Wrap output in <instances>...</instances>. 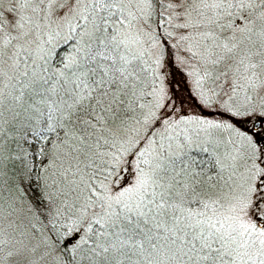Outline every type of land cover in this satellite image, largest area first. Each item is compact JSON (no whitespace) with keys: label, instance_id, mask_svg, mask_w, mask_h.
Wrapping results in <instances>:
<instances>
[{"label":"snow or ice","instance_id":"1","mask_svg":"<svg viewBox=\"0 0 264 264\" xmlns=\"http://www.w3.org/2000/svg\"><path fill=\"white\" fill-rule=\"evenodd\" d=\"M0 264H264V0H0Z\"/></svg>","mask_w":264,"mask_h":264},{"label":"rangeland","instance_id":"2","mask_svg":"<svg viewBox=\"0 0 264 264\" xmlns=\"http://www.w3.org/2000/svg\"><path fill=\"white\" fill-rule=\"evenodd\" d=\"M179 73L178 75L173 74L171 66H166L164 69H162L163 72L166 73V75L163 77L165 87L168 88L170 92H174L175 96L178 99H186L187 98V88L189 87L188 84L185 82L184 76H182L183 68L178 63Z\"/></svg>","mask_w":264,"mask_h":264},{"label":"trees","instance_id":"3","mask_svg":"<svg viewBox=\"0 0 264 264\" xmlns=\"http://www.w3.org/2000/svg\"><path fill=\"white\" fill-rule=\"evenodd\" d=\"M172 68V73L175 74V75H178L179 73V69H178V65H175V66H171Z\"/></svg>","mask_w":264,"mask_h":264}]
</instances>
